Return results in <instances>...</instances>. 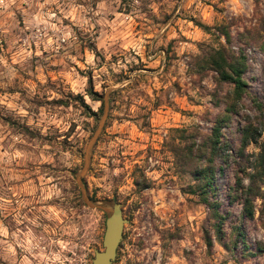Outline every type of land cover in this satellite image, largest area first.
I'll return each mask as SVG.
<instances>
[{
    "label": "rangeland",
    "instance_id": "1",
    "mask_svg": "<svg viewBox=\"0 0 264 264\" xmlns=\"http://www.w3.org/2000/svg\"><path fill=\"white\" fill-rule=\"evenodd\" d=\"M222 25L233 50L246 49L245 77L261 99L264 0L0 3V264H92L104 250L107 215L85 206L76 179L103 116L87 96L90 78L103 100L117 90L82 179L89 197L116 199L128 220L113 264H264V199L243 221L233 191L239 173L246 186L255 175L264 194V129L244 159L239 152L251 101L222 127L215 208L194 175L231 90L202 62L225 42ZM237 226L246 244L233 250Z\"/></svg>",
    "mask_w": 264,
    "mask_h": 264
},
{
    "label": "trees",
    "instance_id": "2",
    "mask_svg": "<svg viewBox=\"0 0 264 264\" xmlns=\"http://www.w3.org/2000/svg\"><path fill=\"white\" fill-rule=\"evenodd\" d=\"M201 29L205 32H210L211 28L205 25H199ZM220 37L224 38L225 42L220 43L219 47H210L208 51L205 52L202 62L207 70L212 71L216 75V82L218 85H229L231 90L228 92L224 98L225 109L224 112L217 118L216 125L210 135L205 137L203 141L198 145L197 155L195 161L197 162L194 167V175L197 178L198 195L201 197L203 203L216 207V202L210 203L211 195L216 193V183L215 177L217 172L216 161L221 158V151L225 143L221 140L222 137V127L227 125L233 116L238 115L239 110L245 99L251 101L252 106L255 110V115H245L244 126L240 132V142L241 147L239 149L240 157L245 158V148L248 145L259 143L261 134L264 129L263 118H264V93L261 99L253 96L252 92L249 90V83L246 80L245 74L250 70V63L248 61V56L246 49L244 47H239L238 51L233 50L232 42L233 38L227 26H220L217 28ZM250 43H247V46ZM260 48L264 51V41L260 43ZM90 90L87 92V96L94 102H101L100 111L103 110L104 100L101 99V95L94 91L92 86V78L89 79ZM264 90V89H263ZM117 91V90H116ZM116 91H111L109 94V103H112V97ZM84 103L88 114L91 117H96V113L91 110L89 105ZM110 112V111H109ZM261 153L259 155V162L264 171V142L260 145ZM239 171V170H238ZM250 181L246 186L243 183L242 178L239 173H237V181L233 187L235 193L234 200L242 205L241 219L244 221L245 218L252 219L255 216V200L264 199V194L260 190L258 184V179L255 175L249 176ZM217 224V234L219 240L224 234L222 229L223 226V216L216 213ZM236 241H234V248L239 246V244H246L245 232L241 226L235 227ZM209 246L212 245V241L208 239ZM225 248L230 249V246L224 245ZM259 253L264 254V243L258 245Z\"/></svg>",
    "mask_w": 264,
    "mask_h": 264
},
{
    "label": "water",
    "instance_id": "3",
    "mask_svg": "<svg viewBox=\"0 0 264 264\" xmlns=\"http://www.w3.org/2000/svg\"><path fill=\"white\" fill-rule=\"evenodd\" d=\"M109 93L105 95L103 116L99 120L98 127L91 137L84 156V166L77 175V185L80 189L81 198L86 207L92 210L102 211L107 215L106 229L103 239V251L95 252L92 264H113L118 256V249L124 239L125 226L128 220L124 217L122 204L116 199L96 200L89 197L87 188L82 179L89 171L93 150L99 141L105 123L109 116Z\"/></svg>",
    "mask_w": 264,
    "mask_h": 264
},
{
    "label": "clouds",
    "instance_id": "4",
    "mask_svg": "<svg viewBox=\"0 0 264 264\" xmlns=\"http://www.w3.org/2000/svg\"><path fill=\"white\" fill-rule=\"evenodd\" d=\"M0 3H3V0H0Z\"/></svg>",
    "mask_w": 264,
    "mask_h": 264
}]
</instances>
